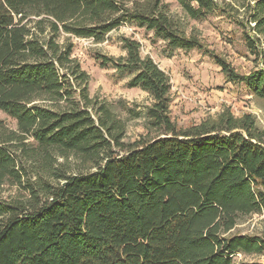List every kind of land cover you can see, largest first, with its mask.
<instances>
[{"label": "trees", "instance_id": "16d2710c", "mask_svg": "<svg viewBox=\"0 0 264 264\" xmlns=\"http://www.w3.org/2000/svg\"><path fill=\"white\" fill-rule=\"evenodd\" d=\"M192 19L216 0H176ZM264 39V0H245ZM122 25L152 31L171 50L201 49L165 0H0V264H261L258 237L231 235L239 217L264 214V126L250 114L178 128L169 115V76L140 42L122 37L123 57H102L129 88L153 99L146 137L124 141L111 109L90 98L88 74L68 38L103 42ZM63 39V40H62ZM231 81L264 99V69Z\"/></svg>", "mask_w": 264, "mask_h": 264}, {"label": "rangeland", "instance_id": "374dc122", "mask_svg": "<svg viewBox=\"0 0 264 264\" xmlns=\"http://www.w3.org/2000/svg\"><path fill=\"white\" fill-rule=\"evenodd\" d=\"M216 1L219 9L205 18L192 19L176 0H165L181 30L187 37L196 38L201 49L171 50L152 31L128 25L110 32L100 43L73 36L63 37L72 42V56L88 74L90 98L107 105L123 124L124 141L131 142L149 134L150 122L145 112L153 104V99L141 88H129V76L118 74L111 64L100 65L104 56L118 58L126 55L122 37L139 41L140 55L150 57L169 76V115L178 128L186 130L202 123H214L224 114L236 118L250 114L259 127L264 126V99L255 97L245 83L231 81L213 58L224 60L234 72L246 76L264 69V39L258 43L260 55H253L245 44V34L256 37L250 29L253 24L248 22L249 13L243 7L246 1ZM0 119L15 127L14 121L2 112ZM18 194L16 188L5 185L0 198L10 200ZM229 234L258 237L264 242V214L239 217ZM234 260L264 264V250L260 254H237Z\"/></svg>", "mask_w": 264, "mask_h": 264}]
</instances>
